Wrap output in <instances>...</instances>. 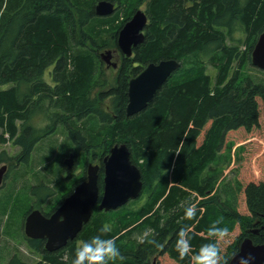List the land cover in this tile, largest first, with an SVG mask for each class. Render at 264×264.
Masks as SVG:
<instances>
[{"label": "trees", "instance_id": "16d2710c", "mask_svg": "<svg viewBox=\"0 0 264 264\" xmlns=\"http://www.w3.org/2000/svg\"><path fill=\"white\" fill-rule=\"evenodd\" d=\"M98 1L0 0V85L12 84L0 90V128L21 147L16 156L2 151L0 161L9 162L8 168L29 163L37 142L62 124L76 149L101 154V165L114 144L126 143L142 172V192L149 195L141 209L126 203L98 210L59 250L48 251L43 240H32L29 247L41 256L35 264H71L79 243L96 235L113 239L120 249L123 259L113 264H150L154 256L158 264H193L192 254L214 241L208 234L214 225L238 232L227 249L223 264H228L244 237L264 241V84L239 69L252 62L264 30V0H147L144 42L131 57L124 55L115 82L96 93L98 50L118 46L119 30L141 0H111L117 8L107 16L96 13ZM243 37L244 51L238 44L229 46ZM170 58L180 61V68L144 109L128 115L130 79L149 63ZM208 62L218 67L216 83ZM36 111L45 114L48 127L31 122ZM243 135L257 138L260 171L238 179L234 192L225 190V199L217 175L205 171L234 138L245 140ZM100 175L102 188L103 167ZM31 194L40 207L53 189L41 182ZM190 204L197 213L188 220L184 209ZM104 226L110 231L102 233ZM148 228L153 233L147 239L133 237ZM181 229L192 244L183 261L175 249ZM7 264L30 263L14 254Z\"/></svg>", "mask_w": 264, "mask_h": 264}, {"label": "rangeland", "instance_id": "374dc122", "mask_svg": "<svg viewBox=\"0 0 264 264\" xmlns=\"http://www.w3.org/2000/svg\"><path fill=\"white\" fill-rule=\"evenodd\" d=\"M138 3L140 8L145 9L147 0H141ZM133 14L134 11L131 17ZM129 19H125V21ZM244 39L243 37L241 42L233 41L228 42V44L230 47L238 44L239 50L244 51L246 49ZM107 49L109 48L98 50V55L100 56V53L105 52ZM110 49L113 50L114 54L111 60L118 61V67H108L106 62L100 57L101 66L93 77L94 80H96V77L98 79V84L95 86L96 93L106 90L115 82L123 64L124 54L120 48L115 46L110 47ZM240 63L239 60L234 62L231 74L234 73V70H237V65ZM239 69L245 77H250L254 82L264 84V69L253 65L252 62H243ZM207 72L211 75L212 82L216 83L219 72L218 67L208 62ZM10 86H12L11 83L0 85V90L7 89ZM32 119L31 122H34L39 128H46L50 123L45 114H40L38 111L33 113ZM243 137L245 140L234 138L229 144V148L222 152L223 154L217 157L205 171L206 175H217L216 186L225 199L228 197L226 196L228 193L225 190L229 189L234 192L238 179L254 178L258 176L257 174L260 171L258 168L259 154L256 152L258 148L257 138L255 135L247 137L243 135ZM2 151H6L10 156H16L21 151V147L14 144L13 139L10 138L9 133L4 128H0V154ZM97 151L101 150L97 148ZM70 152L75 153V162L72 168H68L64 163ZM100 156L101 154L95 156L76 149L66 128L62 124H57L51 129L49 134L37 142L29 163L24 165L17 164V166L11 165L8 168L4 181L0 186V264H7L14 254H18L22 260L30 264H35L40 260L41 256L29 248L25 240L26 216L35 201V197L31 194V187L41 182L49 185L53 189V194L43 206L47 210L53 209L60 204L78 180L84 177L89 162L100 163ZM5 163L8 166L10 165L9 162L0 161V166ZM148 197L149 195L146 192H142L138 198L127 203L128 208L133 210L141 209L147 203ZM240 199H242L241 196ZM98 210L96 208L94 214ZM152 233L153 229L148 228L142 234L133 233V237H136L138 241H143ZM237 233V231L228 232V235L218 242L221 256L220 264H223L227 257V249L235 244L232 241ZM153 259V257L150 258V264Z\"/></svg>", "mask_w": 264, "mask_h": 264}, {"label": "water", "instance_id": "95a60500", "mask_svg": "<svg viewBox=\"0 0 264 264\" xmlns=\"http://www.w3.org/2000/svg\"><path fill=\"white\" fill-rule=\"evenodd\" d=\"M115 10L116 3L111 0H99L95 6L96 13L101 16L110 15ZM147 24L148 15L145 10L139 8L119 30L117 43L125 56L131 57L134 47L144 42ZM113 56L112 49L101 53V58L108 67L117 68L118 61H112ZM251 57L253 65L264 69V30L252 49ZM180 66V61L174 58L162 59L149 63L137 76L132 77L128 85L127 114L131 115L144 109ZM74 160L75 155L71 153L64 163L68 168H72ZM102 162L103 165L88 163L86 179L75 186L50 216L38 208L30 211L26 216L25 233L32 238H46L45 248L56 251L78 236L84 225L91 220L96 205L101 211H111L141 195L144 187L142 172L133 162L126 143L114 144ZM7 170V164L0 166V186ZM249 231L259 233V228ZM241 258H246L248 264H264V241L255 243L250 236L244 237L228 264H240Z\"/></svg>", "mask_w": 264, "mask_h": 264}, {"label": "clouds", "instance_id": "9594fccd", "mask_svg": "<svg viewBox=\"0 0 264 264\" xmlns=\"http://www.w3.org/2000/svg\"><path fill=\"white\" fill-rule=\"evenodd\" d=\"M197 209L195 205H188L184 209V217L191 220L196 216ZM110 231L108 226L101 229L102 233ZM227 227L212 226L209 228V236L214 238L213 242L204 243L199 251L192 254L193 264H220V248L218 242L228 235ZM192 248L191 237L185 229H181L175 243V249L179 259L184 260L189 255ZM117 258L123 259L120 249L111 238H105L102 235H96L90 240H84L76 250L71 264H113ZM240 264H248L246 258H241Z\"/></svg>", "mask_w": 264, "mask_h": 264}, {"label": "flooded vegetation", "instance_id": "af4514ba", "mask_svg": "<svg viewBox=\"0 0 264 264\" xmlns=\"http://www.w3.org/2000/svg\"><path fill=\"white\" fill-rule=\"evenodd\" d=\"M71 153H73L74 155H75V153L74 152H70L69 153V156L71 155ZM6 164V163H5ZM100 164V163H99ZM8 165V164H7ZM87 169V168H86ZM86 171V170H85ZM86 173H85V175H84V177L85 178H82V179H80V180H78V182L74 185V187L70 190V192L68 193V194H66V196L64 197V199L73 191V189L75 188V186L78 184V183H80L81 181H83V180H85L86 179ZM63 199V200H64ZM62 200V201H63ZM62 201L60 202V204L62 203ZM36 202V198H35V201H34V203ZM44 204V203H43ZM43 204H42V206H40V207H35V204H33V206L31 207V210L30 211H32V210H34V209H36V208H38V209H40L45 215H47V216H50L57 208H58V206L60 205H57L56 207H54L53 209L51 208V209H49V210H47V209H45L44 208V206H43ZM96 208H98V205H96L95 206V208H94V210L96 209ZM99 209V208H98ZM29 211V212H30ZM94 213V212H93ZM26 221V220H25ZM24 231H25V229H24ZM26 234V233H25ZM79 235V234H78ZM77 238V237H76ZM36 239H40V240H43L44 241V246H45V242H46V238H32V237H30V236H28L27 234H26V236H25V240L27 241V243H28V245H29V243L32 241V240H36ZM65 247V246H64ZM30 248V247H29ZM63 248V247H62ZM32 249V248H31ZM46 249V248H45ZM61 249V248H60ZM47 250V249H46ZM59 250V249H58ZM49 251V250H48ZM154 259H153V261H152V263L151 264H158L157 263V257L156 256H154L153 257Z\"/></svg>", "mask_w": 264, "mask_h": 264}]
</instances>
